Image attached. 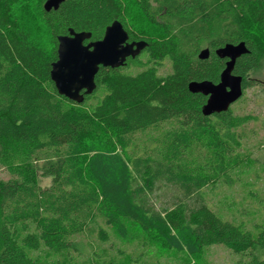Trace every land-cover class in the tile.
I'll use <instances>...</instances> for the list:
<instances>
[{"label": "trees", "instance_id": "trees-1", "mask_svg": "<svg viewBox=\"0 0 264 264\" xmlns=\"http://www.w3.org/2000/svg\"><path fill=\"white\" fill-rule=\"evenodd\" d=\"M46 1L0 0V162L14 160L12 144L25 145L30 160L11 166L13 177L0 181V264H39L31 252L43 247L68 251L70 238L98 219L125 242L136 239V228L177 252L196 255L222 244L250 251L249 264H264L255 254L264 250V226L254 236L217 217L200 194L207 179L195 175L185 156L205 138L217 147L210 170L226 173V126L212 119L228 118L227 112L203 116L207 97L192 94L188 85L219 83L226 60L215 51L245 42L249 53L237 60L234 74L243 78L244 90L253 86L251 75L264 71V0H136L141 32L126 21L123 0H66L51 11ZM33 2L50 33L49 47L20 22L22 6ZM116 20L130 42L148 43L143 52L154 65L126 73L139 55L124 67H101L95 78L101 98L83 110L59 95L51 80L57 38L73 29L98 41ZM209 39L210 57L199 60L200 43ZM166 59L172 72L160 77L157 66ZM169 121L177 127L160 135L153 151L137 150L136 134ZM38 173L52 179L48 188L37 184ZM162 186L173 191L172 203L157 209L152 201Z\"/></svg>", "mask_w": 264, "mask_h": 264}, {"label": "rangeland", "instance_id": "rangeland-1", "mask_svg": "<svg viewBox=\"0 0 264 264\" xmlns=\"http://www.w3.org/2000/svg\"><path fill=\"white\" fill-rule=\"evenodd\" d=\"M123 4L126 21H133L138 26L137 31L133 26L131 30L141 32L145 23L137 9L136 0H123ZM22 7L24 10L18 15L21 24L32 37L49 47L50 33L36 3H28ZM210 44V39L201 41L200 51L210 49ZM153 65L147 52H143L124 71L136 75ZM157 69L160 77L172 72L171 63L167 59ZM250 80L253 81V86L244 90L243 96L230 107L226 113L228 118L218 116L212 119L226 126L221 132L226 147L230 150V154H227L226 173L218 170L220 174L216 175L214 170H210L213 164H217L214 161L217 147L205 138L196 139L186 150L185 156L195 168V175L203 176L208 181L200 190L206 205L221 220L240 226L257 236L264 226V71L252 74ZM101 95V92H95L82 103L85 105L82 109L90 111L99 102ZM176 127L175 121L163 122L156 128L136 134L135 140L139 145L137 150L143 155L145 149L147 152L153 151L155 140ZM9 153L14 160L7 157L4 158V164L0 162V181L13 177L9 170L11 166H24L30 161L23 144H12ZM36 179L37 184L44 189L52 183L51 178L42 177L40 173ZM172 195L171 188L162 186L152 202L157 209H162L172 203ZM135 231L138 234L136 239L125 242L111 226L98 219L94 228H86L70 238V250L50 251L43 247L31 252V257L39 264H249L252 259L250 251L236 253L222 244L208 246L196 255L177 252L167 248L156 234L146 235L136 228ZM255 254L264 259L263 249L257 250Z\"/></svg>", "mask_w": 264, "mask_h": 264}, {"label": "water", "instance_id": "water-1", "mask_svg": "<svg viewBox=\"0 0 264 264\" xmlns=\"http://www.w3.org/2000/svg\"><path fill=\"white\" fill-rule=\"evenodd\" d=\"M66 0H47L46 11L57 10ZM90 32L69 29L67 35L58 36L57 61L52 64L51 80L59 95L82 104L86 96L92 95L97 85L96 75L101 67H124L129 58L135 59L148 47L145 41H129L123 24L116 20L109 25L104 37L91 41ZM87 42V43H86ZM249 53L245 42L226 44L215 51L218 58L226 60L219 83L192 81L188 89L192 94L207 97L202 114L210 117L227 112L243 96V78L234 74L236 62ZM210 49L201 50L199 60L210 57Z\"/></svg>", "mask_w": 264, "mask_h": 264}]
</instances>
